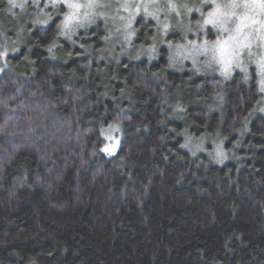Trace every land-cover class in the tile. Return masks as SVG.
<instances>
[{
	"label": "clouds",
	"instance_id": "9594fccd",
	"mask_svg": "<svg viewBox=\"0 0 264 264\" xmlns=\"http://www.w3.org/2000/svg\"><path fill=\"white\" fill-rule=\"evenodd\" d=\"M262 148L264 0H0V192L10 206L59 189L71 172L77 192L85 179L108 186L109 200L130 201L147 225L153 189L169 183L161 201L187 190L183 208L210 199L233 222L234 191L264 235L254 166ZM28 156L39 165L31 176ZM213 170L227 183L214 182ZM117 175L126 181L118 197ZM213 183L215 195L205 186ZM205 214L206 227L219 225L215 207ZM237 245L247 247L245 235L233 230L221 252L232 256ZM0 247L16 264H35ZM260 257L257 246L241 264H264Z\"/></svg>",
	"mask_w": 264,
	"mask_h": 264
},
{
	"label": "trees",
	"instance_id": "16d2710c",
	"mask_svg": "<svg viewBox=\"0 0 264 264\" xmlns=\"http://www.w3.org/2000/svg\"><path fill=\"white\" fill-rule=\"evenodd\" d=\"M256 155L254 166L261 169L256 175L264 179V148ZM24 163L30 176L39 167L34 156L25 157ZM245 166L251 168L253 162L249 160ZM19 174V167L10 171L5 187ZM135 174L142 183L144 173L138 169ZM247 175L241 172L242 185ZM211 178L227 183L217 170H213ZM124 183L120 176H115L112 187L117 197ZM205 186L215 195V183ZM80 187L83 191L77 192L69 172L59 189L51 193L37 189L24 196L19 206H10L6 193L0 192V241L20 252L22 262L25 257H32L35 264H151L153 253L157 254V264H199L201 252L208 264L214 258L222 264H241V258H250L257 246L264 247V235H257L256 209L247 199L238 201L234 191L228 200L240 206L235 222L210 199H197L193 207L183 208L187 190L176 191L172 198L161 201L159 195L170 187L165 183L153 189L152 199L145 207L149 223L144 225L142 214L130 201L125 206L109 200L108 186H88L85 179ZM77 195L80 202L76 201ZM259 195L264 198V192ZM49 202L62 205L63 210L51 208ZM209 206L216 208L218 226H205ZM233 230L245 235L247 247L235 246L234 255L226 258L221 252L222 237ZM9 250L0 247V264H16L7 255Z\"/></svg>",
	"mask_w": 264,
	"mask_h": 264
}]
</instances>
